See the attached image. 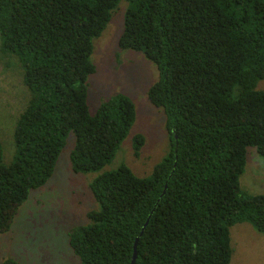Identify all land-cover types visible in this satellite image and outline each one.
<instances>
[{
  "label": "trees",
  "instance_id": "1",
  "mask_svg": "<svg viewBox=\"0 0 264 264\" xmlns=\"http://www.w3.org/2000/svg\"><path fill=\"white\" fill-rule=\"evenodd\" d=\"M120 1L0 0V51L28 98L8 161L0 142V233L51 177L72 132L71 169L95 173L98 205L69 233L79 264H130L134 245V264H229L230 226L264 232V193L240 181L247 148L264 157V0H125L118 45L158 68L147 96L168 134L167 152L140 177L125 163L102 170L134 123L133 101L118 93L94 113L87 103L93 39ZM143 142L133 136L136 157Z\"/></svg>",
  "mask_w": 264,
  "mask_h": 264
},
{
  "label": "rangeland",
  "instance_id": "2",
  "mask_svg": "<svg viewBox=\"0 0 264 264\" xmlns=\"http://www.w3.org/2000/svg\"><path fill=\"white\" fill-rule=\"evenodd\" d=\"M125 10L126 1L121 0L104 30L93 39L90 59L95 71L87 79V103L90 113H94L101 103L118 93L133 101L134 123L121 149L102 170L125 163L140 177L149 175L167 152L168 134L164 112L154 107L147 96L158 78V68L142 52L118 45ZM256 88L264 91V79ZM27 99L19 68L0 51V142L6 161L13 153V129ZM135 134L144 139L138 157L132 148ZM66 141L51 177L41 187L30 190L10 229L0 233V264L8 259L20 264H79L69 244V233L88 223L87 212L98 207L89 187L95 173L72 171V132ZM240 181L252 194L264 193V157L254 147L247 148ZM229 233V264H264V232L245 221L230 226Z\"/></svg>",
  "mask_w": 264,
  "mask_h": 264
},
{
  "label": "water",
  "instance_id": "3",
  "mask_svg": "<svg viewBox=\"0 0 264 264\" xmlns=\"http://www.w3.org/2000/svg\"><path fill=\"white\" fill-rule=\"evenodd\" d=\"M135 244H136V241H135ZM135 248H136V245H134V253H133L132 260H131L130 264H134V262H135V258H136V255H137Z\"/></svg>",
  "mask_w": 264,
  "mask_h": 264
},
{
  "label": "clouds",
  "instance_id": "4",
  "mask_svg": "<svg viewBox=\"0 0 264 264\" xmlns=\"http://www.w3.org/2000/svg\"><path fill=\"white\" fill-rule=\"evenodd\" d=\"M132 171V170H131Z\"/></svg>",
  "mask_w": 264,
  "mask_h": 264
}]
</instances>
